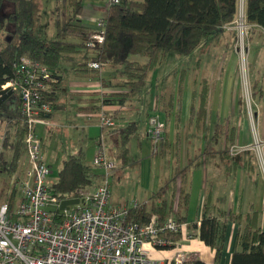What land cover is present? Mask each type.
Here are the masks:
<instances>
[{"label": "trees", "instance_id": "16d2710c", "mask_svg": "<svg viewBox=\"0 0 264 264\" xmlns=\"http://www.w3.org/2000/svg\"><path fill=\"white\" fill-rule=\"evenodd\" d=\"M57 1H60L61 5L55 7V35L53 38H47L41 29L33 27L36 20L29 0H0V33L5 34L4 37H0V85L14 77L15 65L19 63L22 56L40 62L51 72V79L57 82L63 78L61 72L68 68L77 71L81 77L98 78L104 86L111 89L106 93L100 92V107L96 115L103 131L116 125L114 121L116 114L107 113V110H103V106L115 104L118 110L125 107L128 110L129 105L125 104L143 91L148 74L161 64L169 53L189 54L199 46L205 35L231 23L237 9V0H119L118 4L106 6L104 17L99 19L102 20L101 26L104 29L103 43L90 47L89 29L77 20L82 12L79 0H56V3ZM8 4L12 7L9 8ZM245 19L250 25L249 31L253 25L264 30V0H246ZM10 26L13 27L11 31L8 30ZM101 26H98L97 22L95 29ZM76 55L83 56V61L78 66L74 65ZM135 56L144 57L146 60L141 62L134 58ZM93 62L99 63L100 66L92 67L90 64ZM106 65L115 69L116 79L101 77V67ZM181 77L177 96L183 88ZM42 100L55 108L56 94L50 89L42 92ZM194 100L197 101L191 104L190 119H195L196 126L199 128L207 112V93L206 88L203 87V81L200 92L194 96ZM169 101V96L165 95L164 99L156 98V106L161 103V109L169 112L171 106ZM5 103L6 101L0 105V117L4 115ZM177 107L179 109V102ZM16 108L19 111V117L7 122L5 132L0 137L2 138L0 172H4L10 178L13 174L22 173L26 163L25 129L21 120L18 96ZM101 113L109 117L113 125H103ZM154 114L155 110H152L149 116H146L147 125L148 118ZM50 115L52 113L49 117ZM120 131L122 135L119 136V142L123 147L116 158L125 165L128 164L130 157L128 144L132 138L139 135L137 133H140L138 121L131 122ZM163 132H165V126ZM164 139H161L157 152L160 148L161 151L164 148ZM150 140L153 152L156 153L155 143L152 139ZM230 140H232V133ZM97 143V148L101 146L106 158L115 165L108 177L110 203L115 204L111 202V178L117 170V160L108 155L106 143L102 137L97 140ZM43 148L42 143V153ZM86 150L85 147L79 146L74 153L61 160L55 180L48 184L46 179L47 187L53 195L62 200L71 199L78 196L79 190L95 189L103 183V170L93 163L95 152L91 161L88 162ZM224 152L227 154L226 149ZM174 157L178 161V142L175 143ZM44 162L50 174L51 165H48L45 157ZM191 162L192 159L188 158L183 168L177 164L172 169V174L165 183L167 186L172 185V193L169 197L164 196V187L159 189L151 194L148 200H140L145 201V204L132 209L128 219L143 224L152 213H156L161 222L170 217L178 223L186 222L182 211H186L187 206L186 182ZM8 191L4 202L7 203L9 210H13L17 190L13 186ZM176 196H178L177 201ZM206 214L207 211L203 212L202 209L199 239L209 246H214L218 224L215 219L207 217ZM248 215L255 217L257 214L249 213ZM232 218L234 219L233 216ZM247 228L241 236L244 248L233 252L230 264H264V231L259 232L257 229L247 231ZM172 238L178 240L181 235ZM253 242L257 244L253 245ZM184 264L204 263L192 260Z\"/></svg>", "mask_w": 264, "mask_h": 264}, {"label": "crops", "instance_id": "0c3cea01", "mask_svg": "<svg viewBox=\"0 0 264 264\" xmlns=\"http://www.w3.org/2000/svg\"><path fill=\"white\" fill-rule=\"evenodd\" d=\"M107 1L79 0L82 12L77 20L89 29L90 34L95 30L98 19L104 17ZM245 2L246 0H244V17ZM238 7L239 0H237L234 19L237 18ZM227 27L228 24H225L217 29L214 39L208 43L212 46L213 61L216 63L209 66L212 73L210 82L207 78L199 81L188 70L182 69L177 72L174 77L175 86L172 87L174 89L168 95L169 104L171 103L169 112L161 109V103L156 106V98L164 99L163 91L154 95L144 113L138 108L142 101L136 102L135 107L132 98L128 100V104H125L129 105L128 110L125 106V110H118L115 104L103 106V110H110L112 114H116L115 127L103 131L95 115L100 107V91L111 89L104 86L98 78L81 77L77 71L68 68L61 72L62 80L57 82L50 78L45 86V90L50 89L56 94V106L52 108V115L49 117L52 124L55 112L66 109L61 101L68 100L75 117L83 121L87 135L92 132L91 126H96L97 132L92 133L93 140L86 148L89 161L97 149V140L101 137L106 143L108 155L116 161V156L123 147L119 142V136L122 135L120 129L135 121H138V127L142 125L140 133H137L139 135L132 138L128 144L130 154L128 164L124 165L116 161L117 170L111 178V202L115 204H122L127 199L148 200L151 194L163 187L164 196L169 197L172 193V185L167 186L165 183L170 178L172 169L177 164L183 168L187 159H192L186 182L187 206L186 211H182L186 218L184 222L186 231L173 248L162 253H151V257H159L163 261L172 259L177 252H186L194 254L195 260L204 264H230L233 252L244 248L241 236L246 227H248L247 231L256 229L259 232L264 231V167L262 169L259 164L257 153L259 151L251 147L232 156L224 152L231 146L253 144L256 140L264 142V90L262 86L257 85L256 80L252 82L251 79L253 103L249 106L247 101L245 102L240 85V72L237 71L235 35L234 31ZM256 35L263 37H258V41L264 46V30L253 25L247 40L250 41ZM215 49L218 50L214 52ZM198 64L199 62L197 66ZM103 68L109 67L107 65L101 67V77H104ZM255 68L256 64L252 67L253 72ZM114 73L115 71H112L107 75L108 78ZM180 77L183 80V88L177 96ZM202 81L207 93V112L201 127L197 128L195 119H190V107L197 101L194 100V96L200 92ZM17 96L13 93L6 101L0 124H7L8 121L19 117L16 108ZM152 110H155L165 126L164 148L162 151L160 148L156 153L153 152L151 140L146 136V118ZM42 126L44 128L47 125ZM231 133L232 140H230ZM176 142L179 151L178 161L174 157ZM261 148L264 162V144ZM132 151L135 152L134 156H131ZM47 163L51 165L49 161ZM139 165L141 168L138 171V178L134 176L132 181L121 183L124 178L129 177L127 173L132 172L133 168ZM143 165L147 166L144 170ZM120 170L121 174L115 180ZM177 199L178 196L176 201ZM202 209L203 212L207 211V217L215 219L218 224L214 246H209L199 239ZM249 213L257 215L252 217L248 215ZM252 244L256 245L257 242Z\"/></svg>", "mask_w": 264, "mask_h": 264}, {"label": "built area", "instance_id": "2783aa9c", "mask_svg": "<svg viewBox=\"0 0 264 264\" xmlns=\"http://www.w3.org/2000/svg\"><path fill=\"white\" fill-rule=\"evenodd\" d=\"M118 3L119 0H108L106 6ZM101 25L102 20H98V26ZM249 28L244 17V0H239L237 18L228 23L227 29L234 31L237 56L242 62L247 58ZM89 40L90 47L103 43L102 26L90 34ZM90 65L100 66L97 62ZM15 67L14 77L5 88H12L19 97L26 163L22 175L13 174L9 180L17 190L15 208L9 210L6 202L0 204V264H184L195 260L194 254L185 252H177L168 261L151 257L153 252L162 253L177 245L178 240L172 237L183 235L186 224L172 217L161 222L156 213L140 224L128 219V214L145 201L128 199L122 204L110 203L108 177L115 165L106 158L101 146L95 151L93 163L102 168L103 183L95 189L79 190L78 196L71 198L78 202L61 208L63 200L53 195L46 184L49 169L36 131L38 124H49L48 116L52 113V106L42 100L51 72L27 56H22ZM248 89L245 84L250 105L253 97ZM100 116L103 125H113L109 117L102 113ZM163 124L156 113L148 118L146 136L154 141L156 152L163 138ZM245 147L231 146L227 153L232 156Z\"/></svg>", "mask_w": 264, "mask_h": 264}, {"label": "rangeland", "instance_id": "374dc122", "mask_svg": "<svg viewBox=\"0 0 264 264\" xmlns=\"http://www.w3.org/2000/svg\"><path fill=\"white\" fill-rule=\"evenodd\" d=\"M29 1L33 6L32 12L34 13V17L36 20V23L34 24L33 27L38 28V30L41 29L43 35L45 33L46 34L45 36L47 38H53L55 35V15H54L55 7L56 5H61V2L57 1L56 3V0H29ZM8 6L9 8L12 7L11 4H8ZM79 22L81 21L79 20ZM8 30L10 31L13 30V27L12 26L8 27ZM215 33L216 30L205 35L199 46L188 55L169 53L162 61V63L159 64L153 71H151L148 74L146 80L147 83L143 91L137 94L136 96L132 97L134 106L135 107L137 106L136 102L142 101V104H139L138 108L141 110L142 113H144L148 108V103L152 101V98H154L155 94L163 91V95L168 96L174 89L172 87L175 86L174 77L176 73L180 72L182 69L188 70V72L190 71L191 75H195L199 81L202 78H207L208 81L210 82L212 73H210L209 66L216 63H214L213 61L214 54H212V46L209 45L208 43L214 39ZM249 33L250 31L248 30L247 37L249 36ZM4 35H5L4 33H0V37H4ZM258 37L259 36L256 35L252 37L250 41L247 40L246 42L247 58L245 62H242V60L239 61L237 56V71L240 72L238 73L240 77V85L242 87V96L243 98H245V102L247 101V96L245 95V91H244L245 84H247L249 87L248 93L250 91L253 97L252 89H251V79L252 82L256 80L257 85L262 86V89L264 90V46L260 45L258 41ZM259 38H263V37H259ZM94 42L99 43L95 39ZM234 45H235L234 46L235 52L237 55L238 51H236L235 37H234ZM217 50L218 49H215L214 52H216ZM134 58L138 59L141 62H144L146 60L144 57L141 56H135ZM82 61H83L82 55L75 56L74 65L78 66L80 63H82ZM197 62H199L198 66H197ZM255 64H256V68L255 71L253 72L252 67ZM102 71H103L102 73L103 76L108 78L107 75H110V73L112 71H115V69L109 67V68H103ZM243 77H244V83L242 81ZM115 78H117L116 71L114 75L110 77V79H115ZM9 81L10 79L2 83L0 85V90H6L7 88H5V85L9 83ZM215 81L216 79L214 80V82ZM9 89L14 93V90L12 88ZM100 92L103 91L101 90ZM61 103L66 106V109L57 110L55 112L56 115L54 116L53 124L49 119V124H47V126H44V128L41 124H38L36 126L37 134L41 138L43 145H45V148H43V155L45 157V160L51 163L50 174L47 178L48 184H50L55 180L57 171L60 167V160L74 153L79 148V146L88 148L90 142H92L93 140L92 133L97 132L96 126H91L92 132L87 135L83 121L76 118L74 110L69 107L70 101L69 102L68 100L61 101ZM107 111H108L107 113H112V111L110 110ZM62 115H64V117H61ZM95 117L97 116L95 115ZM123 124L124 123H122V125ZM5 127L6 124H0L1 134L5 132ZM141 129H142V125L140 124L139 131ZM263 144L264 142L256 140L254 141L253 144H246L245 149H243V150H247L251 147L253 148L255 147V149L259 151L257 153L259 154V164L262 169L264 167V162L261 157L262 156L261 147L263 146ZM134 153L135 152L132 151L131 156H134ZM86 156H87L86 158L89 160L87 151H86ZM146 167H147L146 165H143L142 169L144 170V168ZM140 168H141L140 165L139 167L136 166L135 169L133 168L132 172L127 173V176L129 177L124 178V181H122L121 183H124L129 180L132 181V178L134 176L137 179L138 171ZM134 170H135V175H134ZM120 174H121V170L117 172L115 176V180ZM20 175H22V173H20L19 176ZM9 179L10 177H7V175L4 172H0V204L4 202L6 197L5 194L11 188ZM17 199L18 197L16 196V201Z\"/></svg>", "mask_w": 264, "mask_h": 264}, {"label": "water", "instance_id": "95a60500", "mask_svg": "<svg viewBox=\"0 0 264 264\" xmlns=\"http://www.w3.org/2000/svg\"><path fill=\"white\" fill-rule=\"evenodd\" d=\"M12 94L13 92L10 89L0 90V105L7 101ZM77 202V199H65L61 202V208H67L68 205L75 204Z\"/></svg>", "mask_w": 264, "mask_h": 264}, {"label": "bare ground", "instance_id": "6f19581e", "mask_svg": "<svg viewBox=\"0 0 264 264\" xmlns=\"http://www.w3.org/2000/svg\"><path fill=\"white\" fill-rule=\"evenodd\" d=\"M182 253H184V252H182ZM186 253V252H185Z\"/></svg>", "mask_w": 264, "mask_h": 264}]
</instances>
